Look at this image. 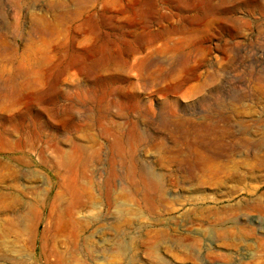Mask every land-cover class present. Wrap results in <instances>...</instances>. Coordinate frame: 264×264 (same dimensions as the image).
Masks as SVG:
<instances>
[{
    "label": "rangeland",
    "instance_id": "1",
    "mask_svg": "<svg viewBox=\"0 0 264 264\" xmlns=\"http://www.w3.org/2000/svg\"><path fill=\"white\" fill-rule=\"evenodd\" d=\"M85 1L0 0V264H264V0Z\"/></svg>",
    "mask_w": 264,
    "mask_h": 264
},
{
    "label": "bare ground",
    "instance_id": "2",
    "mask_svg": "<svg viewBox=\"0 0 264 264\" xmlns=\"http://www.w3.org/2000/svg\"><path fill=\"white\" fill-rule=\"evenodd\" d=\"M15 1H17V0H15ZM19 2H20V0H19ZM76 2L78 3V5L76 6V8H75V10L74 11H72L71 13H69V14H66V13H56V14H53L52 16H53V18L51 19V20H48V18L46 17H40V18H38L37 19V21H34V22H37V23H33L34 24V26H33V28H32V30H34L35 31V33L36 34H38L39 36H41V37H43V36H46V35H53V34H60V31L59 30H61V28L63 27V28H71L70 26H72L73 24H74V22L75 21H77V19L79 18V17H81V15H82V13H83V10H84V8H86L85 7V0H76ZM21 3V2H20ZM53 3V2H52ZM76 4V3H75ZM63 5L60 3V4H57V5H54L53 7L54 8H58V7H62ZM38 17L39 16H41V15H37ZM36 16V17H37ZM44 16V15H43ZM68 17H71L70 18V20L69 19H66L67 21H68V25L69 26H67L66 27V25H67V23H64V22H61V21H59V20H62V19H65V18H68ZM65 20V21H66ZM96 22V21H95ZM100 24V23H99ZM92 25V24H91ZM88 26V25H87ZM90 26V25H89ZM98 26V25H97ZM94 27L95 29H98V27ZM76 27V26H75ZM78 28V27H77ZM120 28V27H119ZM16 29H17V26H16V24H14V23H12V22H6L3 26H1L0 27V55L2 54H4V53H6V54H4V56L6 55V56H10L9 58H10V60H12L15 56H16V53H17V50L15 49V47L13 48V46L11 45V44H9L8 42H7V40H6V37H7V34L9 33H14L15 31H16ZM94 29V30H95ZM62 31V30H61ZM86 31V30H85ZM89 31H91V30H89ZM88 31V32H89ZM92 32V31H91ZM100 32V31H99ZM189 32V31H188ZM93 33V32H92ZM95 33V32H94ZM97 33H98V31H97ZM33 34V33H32ZM96 34V33H95ZM18 35V34H17ZM23 38L24 37H26V39L27 38H29L30 37V33H29V31L27 32H23ZM124 35V34H123ZM56 36V35H55ZM61 36V35H60ZM134 36V35H133ZM38 37V36H37ZM96 37H97V35H96ZM95 37V38H96ZM135 37H137V36H135ZM10 38V37H9ZM14 38V37H13ZM40 38V37H39ZM138 38V37H137ZM87 39V38H86ZM140 39V38H139ZM39 40V39H38ZM37 40V41H38ZM41 40H42V38H41ZM47 40V39H46ZM56 40V39H55ZM85 40V39H84ZM43 41V40H42ZM45 41V40H44ZM43 41V42H44ZM137 41H138V39H137ZM41 42V41H40ZM42 42V43H43ZM55 42V41H54ZM82 42V41H81ZM84 42H86V41H84ZM118 42H119V40H118ZM29 43V42H28ZM105 43H107V42H105ZM81 44V43H80ZM120 44V43H119ZM43 46V45H42ZM109 46H111V45H109ZM119 47H121V46H119ZM122 48V47H121ZM41 49H43V48H41ZM27 50V49H26ZM10 53V55H7V54H9L8 52ZM112 51V50H111ZM124 51V50H123ZM125 51H127V50H125ZM129 51V50H128ZM111 53V52H110ZM113 55V54H112ZM146 59V58H145ZM142 60V59H141ZM140 60V61H141ZM146 65V64H145ZM139 69V68H138ZM13 80H16V76L15 75H12L11 76V82L13 81ZM7 81H9V80H7ZM17 81V80H16ZM7 90H10V93L9 94H7V92H5L6 94L5 95H3V93H2V95H3V97L4 98H7V97H9L10 95L11 96H13V95H19L20 94V92H22V91H24L25 90V85L24 84H18V83H16V84H11L10 85V88L8 89L7 88ZM6 91V90H5ZM2 92V91H1ZM9 92V91H8ZM2 98V97H1Z\"/></svg>",
    "mask_w": 264,
    "mask_h": 264
}]
</instances>
